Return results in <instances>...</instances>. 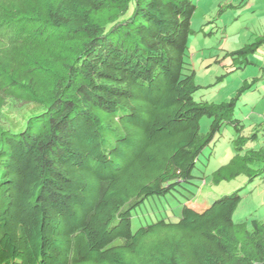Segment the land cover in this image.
Instances as JSON below:
<instances>
[{"label": "trees", "instance_id": "16d2710c", "mask_svg": "<svg viewBox=\"0 0 264 264\" xmlns=\"http://www.w3.org/2000/svg\"><path fill=\"white\" fill-rule=\"evenodd\" d=\"M196 7L0 0V264H264V217L234 220L237 192L190 210L197 163L225 128L233 154L212 182L264 177V121L246 130L234 116L250 83L220 101L197 95ZM262 44L264 33L215 58L217 82ZM167 195L179 216L133 227Z\"/></svg>", "mask_w": 264, "mask_h": 264}, {"label": "rangeland", "instance_id": "374dc122", "mask_svg": "<svg viewBox=\"0 0 264 264\" xmlns=\"http://www.w3.org/2000/svg\"><path fill=\"white\" fill-rule=\"evenodd\" d=\"M226 1L228 0H195L197 7L191 18V26L197 31L188 38V54L195 70L194 80L203 85L197 95L203 98L214 101L228 99L243 82L250 83L253 88L244 90L234 106V116L243 120L247 130L249 124L264 121V44L249 55L253 63L226 74L218 82L216 76L225 69L213 60L221 58L228 50L242 46L247 40H253V34L250 35L254 32L253 29L263 33L261 22L264 23V10L257 8L254 4L256 1L253 3V8L256 6L254 14L245 2L238 6L241 0H233L234 7L231 9L224 5ZM232 16H235L234 21H230ZM223 25H226V30ZM252 77L262 78L252 83ZM200 126L202 132L207 131L208 118L203 117ZM229 133V129L223 130L209 159L201 155L202 161H198L194 171V176L198 177L194 178V192L189 194L193 202L189 204L190 210L196 211L198 206L202 207L222 194L237 192L241 198L233 213L234 220L258 214L264 217V177L247 183L248 177L239 174L220 182H212V171L227 162L233 154L232 145L227 140ZM182 210L183 204L177 198L170 195L160 198L155 196L133 213L132 225L135 227L140 221L146 222L161 216L175 218Z\"/></svg>", "mask_w": 264, "mask_h": 264}, {"label": "crops", "instance_id": "0c3cea01", "mask_svg": "<svg viewBox=\"0 0 264 264\" xmlns=\"http://www.w3.org/2000/svg\"><path fill=\"white\" fill-rule=\"evenodd\" d=\"M232 1L233 0H228V1H226L225 2V6L226 7H228V8H232V7H234V5L232 4ZM240 1V0H239ZM256 1V2H255ZM242 2H245L247 5H249V7H250V9H251V11L253 12V14H254V11H255V8H256V6H257V8H260L261 10H264V0H241V3H239L238 4V6H240L241 4H242ZM255 2V3H254ZM256 4V6H255V8H253L254 7V4ZM237 5V4H236ZM235 20V16H232L231 18H230V21H234ZM261 24H263V27H264V23L263 22H261ZM260 24V25H261ZM227 25V24H226ZM226 25H223V28H225V26ZM224 30H226V28L224 29ZM254 30V32H252L250 35H252L253 34V36H255V35H257V34H262V32L259 30H255V29H253ZM263 33H264V31H263ZM249 34H248V37L250 36ZM249 38H251V36L249 37ZM248 39V38H247ZM247 41H249V40H247ZM239 47V46H238Z\"/></svg>", "mask_w": 264, "mask_h": 264}]
</instances>
